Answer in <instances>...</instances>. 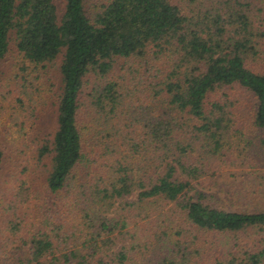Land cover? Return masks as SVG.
Returning <instances> with one entry per match:
<instances>
[{"label": "trees", "instance_id": "obj_1", "mask_svg": "<svg viewBox=\"0 0 264 264\" xmlns=\"http://www.w3.org/2000/svg\"><path fill=\"white\" fill-rule=\"evenodd\" d=\"M10 55L30 73L59 60L36 158L62 209L26 233L22 188L1 197L0 264H264V207L214 206L201 187L220 163L264 167V135L221 91L249 93L264 131V0H0Z\"/></svg>", "mask_w": 264, "mask_h": 264}, {"label": "rangeland", "instance_id": "obj_2", "mask_svg": "<svg viewBox=\"0 0 264 264\" xmlns=\"http://www.w3.org/2000/svg\"><path fill=\"white\" fill-rule=\"evenodd\" d=\"M58 63L59 60L56 59L31 73L29 70L21 71L20 64L12 55L0 63V145L5 154L0 166V203L1 197L13 198V191L17 186L22 188L26 201L19 214L23 218L26 233L39 227L42 213L46 212L48 206L50 213L57 210L59 214L62 209L59 206L62 203L61 195H51L46 191L43 162L36 158L37 147L49 136L53 126L52 102L57 89ZM221 91L230 99L239 101L237 105L240 107H236L235 115L242 123L240 125L246 129L245 132L257 137L264 135V131L254 130L249 122L246 111L250 109L247 107L252 102L249 93L237 86L223 88ZM16 99H20L21 103ZM231 156L233 157V152ZM213 171H217L216 176L210 180L205 178L207 181L201 186L204 199L210 204L229 210L264 207V198L256 192L259 180H254L252 175V172L259 171L264 176V167L220 163L217 170ZM0 215V228L6 232V227L3 228L2 224L5 214ZM252 232L246 230L239 233L236 238L238 244L249 241L253 236ZM0 257H3L2 253Z\"/></svg>", "mask_w": 264, "mask_h": 264}]
</instances>
